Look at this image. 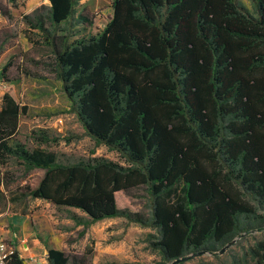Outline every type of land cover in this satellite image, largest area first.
Wrapping results in <instances>:
<instances>
[{
	"label": "trees",
	"instance_id": "16d2710c",
	"mask_svg": "<svg viewBox=\"0 0 264 264\" xmlns=\"http://www.w3.org/2000/svg\"><path fill=\"white\" fill-rule=\"evenodd\" d=\"M250 1L252 10L242 0H111L96 31L78 0H46L23 15L50 50L70 111L125 165L29 149L16 138L26 106L4 93L0 164L44 170L19 196L65 209L83 227L115 217L150 227L168 261L263 230L264 0ZM35 140L51 139L41 131ZM140 186L149 216L117 201ZM36 238L47 264L87 260ZM9 264H24L17 248Z\"/></svg>",
	"mask_w": 264,
	"mask_h": 264
},
{
	"label": "rangeland",
	"instance_id": "374dc122",
	"mask_svg": "<svg viewBox=\"0 0 264 264\" xmlns=\"http://www.w3.org/2000/svg\"><path fill=\"white\" fill-rule=\"evenodd\" d=\"M44 1L0 0L8 14L7 17L0 14V104L3 94L8 93L20 105L26 106V112L19 118L16 138L29 149L38 146L58 153L62 159L105 157L125 165L115 151L97 145L86 134L70 111L45 40L38 30L23 22V15L46 3ZM242 1L252 10L250 0ZM41 131L51 140L38 144L35 138ZM43 173L42 169L26 173L14 159L0 164V231L7 230L5 239L18 246L24 264H47L44 245L31 249V242L37 236L48 241V246L85 255V264L172 262L165 260L155 248L156 232L150 227L123 217L106 218L83 227L68 219L65 209H58L41 199L19 196L24 186L34 187ZM117 201L120 207L129 206L146 216L151 214L150 199L144 186L118 193ZM23 242L28 244V250L23 248ZM263 253L264 229L252 230L234 236L215 252L190 256L176 264H257Z\"/></svg>",
	"mask_w": 264,
	"mask_h": 264
},
{
	"label": "crops",
	"instance_id": "0c3cea01",
	"mask_svg": "<svg viewBox=\"0 0 264 264\" xmlns=\"http://www.w3.org/2000/svg\"><path fill=\"white\" fill-rule=\"evenodd\" d=\"M46 1V0H45ZM44 1V2H45ZM110 3L111 0H86L84 3L81 4L82 8H86L88 10V12L90 14H94L93 17V23H92V30L96 31L99 29H102L104 27V25L109 21V19L112 16V9L110 7ZM104 5H107L106 8H103ZM98 12V14H95V12ZM5 233H8L7 230L6 231H0V234H2L5 237ZM14 237H16L15 232L13 233ZM24 239V240H23ZM22 240L26 242V238H23ZM34 242H37L38 245H36ZM32 250L37 247V249L43 244L36 238L34 240H32ZM48 243V241H47ZM23 248L28 250V244L23 242ZM26 245V247H25ZM50 248H56L59 250H62L60 248L54 247V246H49ZM16 248L18 249V246H16ZM19 250V249H18ZM47 252V250H46ZM36 253V252H34ZM45 259H46V253H45ZM47 263V262H46Z\"/></svg>",
	"mask_w": 264,
	"mask_h": 264
},
{
	"label": "built area",
	"instance_id": "2783aa9c",
	"mask_svg": "<svg viewBox=\"0 0 264 264\" xmlns=\"http://www.w3.org/2000/svg\"><path fill=\"white\" fill-rule=\"evenodd\" d=\"M86 0H78L79 4L84 3ZM26 247V245H25ZM16 251V246L9 243L5 237L0 234V264H9L13 254Z\"/></svg>",
	"mask_w": 264,
	"mask_h": 264
},
{
	"label": "water",
	"instance_id": "95a60500",
	"mask_svg": "<svg viewBox=\"0 0 264 264\" xmlns=\"http://www.w3.org/2000/svg\"><path fill=\"white\" fill-rule=\"evenodd\" d=\"M46 255H47V252H46ZM179 261H181V259H175V260H173L170 264H176V263H178Z\"/></svg>",
	"mask_w": 264,
	"mask_h": 264
}]
</instances>
